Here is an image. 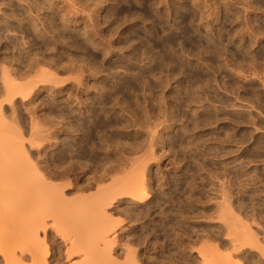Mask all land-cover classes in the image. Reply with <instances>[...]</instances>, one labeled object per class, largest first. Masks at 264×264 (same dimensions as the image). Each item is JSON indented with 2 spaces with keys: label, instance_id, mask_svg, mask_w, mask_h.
<instances>
[{
  "label": "rangeland",
  "instance_id": "rangeland-1",
  "mask_svg": "<svg viewBox=\"0 0 264 264\" xmlns=\"http://www.w3.org/2000/svg\"><path fill=\"white\" fill-rule=\"evenodd\" d=\"M207 1H209V2L207 3ZM246 1L248 2L247 3L248 6L246 4ZM18 2H19V4H18ZM174 3L177 5V7ZM191 3H193L194 5ZM239 3H240V5H239ZM71 4H73V5H71ZM233 4H234V6H233ZM195 5H197V6H195ZM50 6H51V8H50ZM189 6H191V7H189ZM76 7H78V8H76ZM23 11H25V12H23ZM175 11L177 12V14ZM235 11H237V12L235 13ZM19 12H21V13H19ZM85 12H87L88 14ZM137 12H139L138 13L139 15L137 14ZM146 12L148 13V15ZM153 12H155V14ZM131 13H133L134 16L131 15ZM158 13H160V14H158ZM153 14H154V16H151ZM90 15H91V17H90ZM136 15H138V16H136ZM200 15H201L202 19L200 18ZM202 15H203V17H202ZM123 16H125V17H123ZM129 16H131V17H129ZM140 16H142V17H140ZM166 16L168 17V19ZM146 17H147V19H146ZM148 17H150V18L152 17V18L150 19ZM155 17H156V19H155ZM176 17L179 19H177ZM215 17H217V18H215ZM24 18H26L25 19L26 22H25ZM31 18H32V20H31ZM48 18H49V20H48ZM131 18L133 21L131 20ZM140 18H142V20ZM144 18H145V20H144ZM174 18H175V20H174ZM182 19H184V21ZM191 19L193 22L191 21ZM226 19H228V21ZM21 20H23V21H21ZM150 20H152V21H150ZM159 20H161V21H159ZM199 20H200V22H199ZM166 21H167V24H166ZM177 23H178V25H177ZM186 23L188 26L186 25ZM250 23L251 24L253 23V24L251 25ZM34 24H36V25H34ZM244 24L246 26H244ZM43 25H45V27ZM176 25H177V27H176ZM197 25H198V28H197ZM82 26L84 29L82 28ZM207 26H208V28H207ZM243 26L245 28H243ZM263 27H264V0H258V1L257 0H253V1L252 0L251 1L250 0H243V1L242 0H223V1L222 0H216V1L215 0H195V1L194 0H189V1L188 0H169V1L168 0H165V1H163V0H154V1L153 0H144V2H143V0H141V1H139V0H13V1L12 0H0V67L3 66V68H0L1 69V72H0V74H1L0 75V96L2 97L3 95H5L7 93L6 94V98H7L8 93H10V96H11V94L15 95L17 93L14 91H12L13 92L12 93L10 89H8V90H10L9 92L6 91L7 88L5 85H6V81L8 79L6 81H3V77H2L5 74H6L7 78H9V76L11 77V78H9V80L11 82L13 81L14 85L17 83L16 84L17 87L15 86L16 88H14L15 91L18 88L19 89L22 88L23 85L27 86L29 88L33 87V88H31V90L28 89V90H30L29 93L26 94L27 91L25 93L23 92L24 95L26 94L25 96L21 95L19 92V94L17 96H15L14 99L11 98V102H12L11 104H10V102H8L9 100H7V99H6L7 102H3L5 96H4V98L0 97V99H1L0 108L2 107L0 109V114H2V116L0 115V118H2L3 116L4 117L6 116L5 118L9 117V116L5 115V113L8 112V115H10V118H7V120L6 119H2V120L7 122L9 119L7 124H10L9 122L12 121L11 123H13L15 126L19 125L18 127H20V128L18 130L19 131L21 130L22 133L24 132L23 133V134H25V135H23L24 137H27V136L30 137V132H29L30 127L29 126H33V124L30 123L31 121H34L35 127L36 126L39 127V126H41V124H43V126L39 127V129L40 128L44 129L45 128L44 126L47 127L44 130L41 129L43 132L45 130L47 132V133L44 132L45 136H47V139H44L43 143H42L44 145L43 146V151H44L43 153L44 154L46 153V154H45V156L43 155L42 158L47 159V157L50 155L49 158L47 159V163L49 164L50 169L53 170V172L50 176V180L53 178L52 179L53 183L54 184L56 183L59 186H60V184L62 185V184H65L67 182L68 186L65 187L62 185L61 187L65 188L64 189V195H66L68 198L77 199L76 196H78V195L82 196V195H84V193H85L84 196H87L86 193L89 194V196H95L96 193L98 194V192L100 193V191H104V187L106 189V188L112 186L116 181L121 180V182L122 181L126 182L127 180L130 181V180H133L135 178H136L135 180H137L142 175L144 177L146 176L145 177L146 180L143 176H142L143 178L139 179L140 181L143 180L145 182V184L149 188H151V189H149L151 197L146 202H144V204L143 203L137 204L138 202H136L132 197H130V195L128 197L127 196L128 194H126V193H125L126 196L125 195L123 196V194H121V196H119V193L117 195V193L114 192V194L117 196V198H116V196H112L115 198L114 201H113V199L109 200L110 202L113 201L111 203L108 201L109 204H111V205H109L107 203L109 205V206L106 205L107 211L105 210L106 211L105 214L102 215V216H104L103 220H102L103 222L106 221L108 218L109 219H111V218L116 219V220L114 219V221L110 220L112 222V223H110L113 227V228L111 227L112 230L110 229L111 225H109V224H107L108 225L107 228H109V230H110L109 235L111 234V237L113 236L115 239L117 238L115 240V242L113 239L110 238V240L114 242L113 243L114 245H112V243L110 241V243L112 245L110 247L113 248L112 253H114L113 254L114 257L116 256V258H119V259H117V261H119V264L124 262L125 258H126V260H127V258H129V262L126 261L128 263L125 262V264H129L131 262L130 260H133L132 264H135L134 259H132V257H134L135 255L136 256L134 258L138 259V261H139V263L137 261L136 264L137 263L138 264H203V263L206 264L207 259H209L210 257H212V258L214 257L213 260L210 258L214 263L209 259L210 263H212V264L218 263L220 261V260H218V258L222 259V261L224 259V261H223L224 263H220V264H228V263L231 264L230 262H226V261H228L226 258L222 257L223 254L221 253V251L224 252V255H227L228 253L229 254L233 253V254H230V256L232 255L231 260H234V262L238 258L239 261H237V262H240L242 264H264V254H263L264 253V205H262V204H264V195H263L264 194V125H263L264 124V120H263L264 119V72H262V71H264V66H263L264 65V58H263L264 57V36H263L264 35V28ZM185 28H186V30H185ZM182 29H184V30H182ZM163 30H164V32H163ZM260 30H261V33H260ZM52 31H54V32H52ZM156 31H158V32H156ZM183 31H185L186 33L188 31V33L187 34L185 32L183 33ZM49 32H50V34H48ZM193 32H195V33H193ZM249 32H251L253 36L251 35V33L248 34ZM167 33H169L170 35ZM206 33H207V35H206ZM210 33H211V35H210ZM240 33H241V35L239 36ZM258 33L260 34L261 37L254 36V34L257 35ZM151 34H152V36H151ZM183 34H184V36H183ZM191 34H192V36H191ZM229 34H230V36H229ZM52 35H53V37H52ZM175 35H177V36L175 37ZM155 36H157V38ZM179 36H182V37L180 38ZM221 36H222V39H221ZM226 36H227V38H226ZM87 39H88V41H87ZM186 39L189 41H187ZM190 39H192V40H190ZM199 39H200V41H199ZM210 39H211V41H210ZM214 39H215V41H214ZM145 40H148V41H145ZM54 41H56V42H54ZM149 41H151V44ZM191 41H193V42H191ZM201 41H203L204 43ZM187 42H189V43H187ZM200 42L202 43V45H200ZM180 43H182V44H180ZM213 43H214V45H213ZM167 44H169V45H167ZM172 44H175V45H172ZM210 45H211V47H210ZM154 46H155V48H154ZM199 46H200V48H199ZM223 46H224V48H223ZM160 47L162 50L160 49ZM201 47L204 49L200 50ZM151 48L155 49V50H152ZM158 48H159V50H158ZM221 48H223V50ZM170 49H171V51H170ZM224 49H227L228 51L227 50L225 51ZM232 49H233V51H232ZM220 50H221V52H220ZM180 51H181V53H180ZM164 52H165V54H164ZM213 53L215 55H213ZM163 54L166 56H164ZM224 54L225 55L227 54V55L225 56ZM231 54H233L234 58H233V56H231ZM244 54H246L245 57L243 56ZM247 54H248V56H247ZM219 57L220 58L222 57V58L220 59ZM142 58L144 60H142ZM149 58H150V60H148ZM216 58H217V60H216ZM229 58H231V59H229ZM251 58H252V60H251ZM40 59H42L43 61ZM47 59L49 60V62ZM261 59H263V60L261 61ZM28 60H29V62H28ZM169 60H171L172 63ZM173 60H175V61H173ZM50 61H51V63H50ZM166 62H167V64H165ZM41 63H42L43 67H44V65H47V66H45V68L43 69V67L41 68ZM65 63H67L69 65L67 66V64H65ZM70 63H73V64L70 66ZM78 63H79V65H78ZM159 63H160V65H159ZM235 63H237V64H235ZM60 64H61V66H60ZM82 64H84L83 65L84 67L82 66ZM249 64H252V66ZM15 65H16V68H15ZM20 65H21V68L19 67ZM55 66H57L60 69H58ZM100 66H101V68H100ZM194 66H197V67H194ZM244 66H246V67L244 68ZM180 67H181V69H180ZM235 67H237L238 71L235 70L236 69ZM51 68H52V70H51ZM71 68L73 69V71H75L76 70L75 68H77V70H79V71H75L73 73ZM142 68H144L146 71ZM2 69H4V71ZM45 69L46 70L49 69L48 71L51 70L50 73H51V79L52 80H50V78L48 79V75H50V74H48L49 72L46 73L47 71L45 72L44 71ZM231 69H233V70H231ZM259 69H260V71H259ZM213 70H215V71H213ZM216 70H217V72H216ZM242 70H243V72H242ZM2 71L4 73H2ZM239 71H241V73ZM247 71H249V72H247ZM23 72L24 73L28 72V74L25 73V75H24ZM40 72L48 74V75L45 74L46 75L45 79L49 80L48 82L45 79L42 80L43 78L41 76H38L39 74H41ZM56 73H57V75H59L61 77L64 76L63 77L64 82L62 81L61 77H60L61 79L60 78L58 79V76L56 78L55 77L56 75L54 76L55 78L54 77L52 78V74L54 75ZM77 73H79V75H81V76H79ZM235 73H237V74H235ZM244 73H246V75ZM7 74H9V75L7 76ZM20 75L24 79H22L20 77ZM33 75H36L38 77V79L35 76H34V78H36L37 80L36 79L34 80L33 78H28V77H33ZM43 75L44 74H42V76ZM115 75L116 76L118 75V76L116 77ZM241 75H243L245 77L242 76L243 77L242 78ZM25 76H28V77L26 78ZM155 76H157V77H155ZM261 76H263V77L261 78ZM6 77L4 79H6ZM39 77L42 79H40ZM115 77H116V79H115ZM214 77H216V78H214ZM238 77H239V80H238ZM240 78H242V79H240ZM244 78H246V79L244 80ZM12 79H14L16 81V83ZM25 79H26V84L22 82V81H25ZM31 79L33 82L30 84ZM56 79H58V81ZM75 79H77L78 82H76ZM186 79H188V80H186ZM38 80H40V81H38ZM115 80H116V82H115ZM43 81H46V82H44V84L39 83V82H43ZM79 81H80V83H79ZM162 81H163V83H162ZM199 81H201V82H199ZM208 81H209V83H208ZM49 82H51V83H49ZM54 82L57 84H53ZM141 82L142 83L144 82V83L142 84ZM225 82H227V83H225ZM18 83L21 84L22 87L21 86L19 87ZM60 83L62 85H58ZM113 83H115V84H113ZM196 83H198V84L196 85ZM201 83H202V86H200ZM205 83H207V84H205ZM208 84H210V85H208ZM223 85H226L227 87L226 86L224 87ZM56 86H57V88H56ZM147 86H149V87L147 88ZM195 86H198L197 87L198 89H196ZM69 87H71V88H69ZM115 87H117V88H115ZM140 87H141V89H140ZM193 87H194V89H193ZM24 88H26V87H24ZM24 88L20 89V90L23 91ZM77 88L78 89L80 88V89L78 90ZM110 88H112V89H110ZM185 88H186V90H185ZM209 88H210V91L208 90ZM252 88H254V89H252ZM149 89H150V91H149ZM234 89H236V90H234ZM244 89H246V90H244ZM250 89H252V91ZM183 90H185V91H183ZM217 90H219V91H217ZM231 90H233V91H231ZM63 91H65V92H63ZM189 91H191V92H189ZM110 92L112 94L113 93L114 94L111 95ZM141 92H142V94H140ZM147 92H148V95H147ZM192 92H193V94H192ZM207 92H208V94H207ZM1 93H3V95ZM74 93H75V95H74ZM71 94H73V95H71ZM199 94L202 96H200ZM208 95H209V97H208ZM258 95H259V97H258ZM22 96H23L24 100L22 99ZM112 96L115 97L114 98L115 100L112 99ZM225 96H226V98H225ZM253 96H255V97H253ZM132 97H135V98L133 99ZM163 97H165V98H163ZM195 97H196V99H195ZM183 98H185V99L183 100ZM198 98L201 100H199ZM218 98H219V100H218ZM241 98L243 99V101ZM123 99H124V101H123ZM150 99L152 101H150ZM157 99H158V101H157ZM135 102H136V105H135ZM159 102H160V104H159ZM161 102L164 104H162ZM221 102H223L224 104ZM1 103H3V104H1ZM53 103H55V104H53ZM185 103H186V105H185ZM228 103L233 104L234 106L230 105ZM247 103H249L250 106ZM193 104H194V106H193ZM11 105L13 106V108ZM134 105L136 107H134ZM222 105H224V106H222ZM235 105H237L236 108H234ZM260 105H261V107H260ZM227 106H228V108H227ZM245 106H247L248 108ZM164 107H165V109H164ZM193 108H195V109H193ZM14 109H15V111H11ZM129 110L131 111V113ZM78 111H80V112H78ZM168 111H169V113H168ZM68 112H70V113H68ZM192 112H195V113H192ZM9 113H11L12 116ZM252 113H254V114H252ZM69 114L71 116H69ZM144 114H145V116H144ZM192 114L193 115L195 114L194 117ZM119 115L121 116V118ZM252 115H253V117H251ZM15 117H16V119H14ZM17 117L18 118L20 117L19 118L20 120ZM31 118H32V120H30ZM70 120H72V122ZM139 120H142V121H139ZM168 120H170V121H168ZM194 120H196L197 122ZM35 121H36V123L38 121L39 122L37 124H35ZM125 121H126V123H124ZM145 121H147L148 123ZM167 121H168V123H167ZM175 121H176V123H175ZM149 122L151 125L149 124ZM52 123H54L55 126ZM88 123H90V124H88ZM127 123L129 124V126ZM253 123H255V124H253ZM258 123H260V124H258ZM13 124H11V125H13ZM131 124H132V126H131ZM139 124H141L142 126ZM144 124H145V127H144ZM188 124H190L191 127ZM68 127H70V128H68ZM153 128H154V130H153ZM160 128H162V129H160ZM12 129H14V128H12ZM146 131H148V132H146ZM18 133L15 132V134H18ZM48 133H49V135H47ZM113 133L115 134V137H114ZM155 133H156V136H155ZM170 133H171V135H170ZM20 135H22V134H20ZM179 135H181V136H179ZM54 136H55V138H54ZM158 136H160V137H158ZM19 137H16V138H19ZM28 137H27L26 141L24 140L27 148H29L31 146L30 144H28L30 142H27L30 140V138L28 140ZM155 138L160 139V140L157 141ZM184 138H187V139H184ZM81 139H82V141H81ZM106 139H109V141ZM45 140H46V142H45ZM192 140H193L194 144H192ZM180 141H181V143H179ZM188 141H189V143H188ZM146 142H148V143H146ZM97 143H99V144H97ZM120 143H121V146H120ZM129 143H130V145H129ZM131 144H133V145H131ZM111 145H112V147H111ZM145 145H146V147H145ZM153 145H155V146H153ZM170 145H171V147H170ZM47 147H48V149H47ZM74 147H76V148H74ZM124 147H125V149H124ZM149 147L152 148L151 151H150ZM185 147H186V149H185ZM130 148H131V150H130ZM188 149H189V151H187ZM135 150H136V152H135ZM191 150H192V152H191ZM29 151L32 153L30 154ZM29 151H28L29 155L32 156V158H34V157L36 158V156L38 155L37 150L31 151V149H30ZM180 151H181V153H180ZM193 151H195V152H193ZM72 152H74V153H72ZM138 152H140V153L138 154ZM142 152L145 155H143ZM153 152H155V153H153ZM128 155H130V156H128ZM38 156H40V154ZM138 156H139V158H138ZM151 156H152V159H151ZM122 157H125L127 159H125V158L123 159ZM129 157H130L132 162L129 161L130 160ZM144 157H146V158H144ZM147 158H149V159H147ZM139 159H140V161L143 159L145 161L143 160L140 162ZM134 160L135 161L137 160L140 162V163L139 162L137 163L139 166H137L136 163H135L136 165L134 164L135 166L133 165V163L135 162ZM146 160H149V161H146ZM62 161H63L62 165L59 166L61 164L60 162H62ZM65 161H67V162H65ZM127 161H128V163H127ZM87 162H88V164H87ZM101 162L103 164H101ZM147 162H149V163H147ZM47 163H44V165L45 166L48 165ZM110 163H111V167L109 166ZM143 163H144V165H142ZM127 164H130V165L127 167ZM103 165H105V166H103ZM120 165H121V171L119 169V172H118L117 168H120ZM62 166H64V167H62ZM80 166H82V167L84 166V168H82ZM106 166H107V168H106ZM115 166L117 168H115ZM133 166H134L133 170L132 169L130 170V168ZM104 167H105V169H107V171H110V173L109 172L107 174L104 173L103 172V171H105ZM108 167H109V169H108ZM125 167H127L129 169L127 170ZM187 167H189V168L187 169ZM61 168H62V170L65 169V171L64 170L62 171ZM68 168H69V170H67ZM94 168H96V170ZM101 169H102V171H101ZM94 170H95V173H94ZM112 170H115V171L117 170V174H119V176L120 175L123 176V174L125 175L127 173H129L131 175L127 174L126 176L122 177L123 179L122 178L120 179L117 174L115 175V173H116L115 171H114L115 172L114 174L111 173ZM194 170H195V172H194ZM54 172L55 173L58 172L57 174H59L61 177L64 175L62 177V180H61V177L60 178L58 177L59 175H54L55 174ZM62 172H63V174H61ZM65 172H66V175L64 174ZM101 172L103 174H101ZM136 172L141 173V174L143 173V174L141 176H138V178H137V176L136 177L132 176V175H135L133 173H136ZM96 173L97 174L99 173L100 175H102L100 177H103L104 181L102 180V182H101L100 180H96L97 177H98L97 179H100L99 176H96ZM111 174L113 177L111 176ZM52 175H54V176L52 177ZM128 175H129L130 179L129 178L127 179ZM137 175H139V174H137ZM131 176H132V178H131ZM222 176H224V177H222ZM252 176H254V177H252ZM94 177H95V179H94ZM108 177H109V180H108ZM124 177H126L127 180H124L125 179ZM63 178L65 180V183H64ZM110 178H111V180L113 178H115L116 181L114 183L112 182V184H111ZM118 178H119V180H117ZM234 178H236V179H234ZM92 179H94V180H92ZM244 179H245V181H244ZM139 180H137V181H139ZM191 180H192V182L194 180V182L192 183ZM95 181H97L98 183ZM113 181H114V179H113ZM220 181H222V183ZM90 182H91L92 186L89 185ZM225 182L226 183L228 182V183L226 184ZM83 183H84V185H83ZM87 183H88V185H86ZM96 183H97V186H96ZM176 183H178V184H176ZM67 184H65V185H67ZM78 184H81L83 186L86 185L88 187H86L83 190L82 189L81 190L76 189ZM108 184H109V186L106 187V185H108ZM165 184H168V185H165ZM172 184L175 186H173ZM122 185H123L122 188H126V187H124L125 184H122ZM222 185L224 187H222ZM95 187H96V189H95ZM88 188H89V190H87ZM76 190L79 193H76ZM78 190H80V191H78ZM84 190H86V191H84ZM90 190L93 192H91ZM120 190H121V188H120ZM151 190H152V192H151ZM257 190H258V192H257ZM81 191H83L84 193H82ZM73 192L75 193V195H73L74 194ZM117 192H120V191H117ZM259 192H261L262 196L260 195ZM92 193H94V194L92 195ZM253 193L255 194V196L257 198L254 196ZM80 194H82V195H80ZM68 195H70V197ZM219 195H220V199H219ZM71 196H73V197H71ZM118 196L120 197L119 199H118ZM211 197L212 198L214 197V198L212 199ZM221 197H223L222 198L223 201L221 200ZM130 198H132L133 201ZM178 199H181L183 201L178 200ZM214 200H216V201L219 200V201H217L218 204ZM243 201L245 203H242ZM172 202H173V204H172ZM181 203H183V204L181 205ZM251 203H252V206L250 207ZM222 204H224V205H222ZM226 204H227V206H226ZM243 204H245V205L247 204V205L244 206ZM256 204L258 207L255 206ZM107 207H109V208L107 209ZM225 207H227V208H225ZM246 207H247V209H246ZM252 207H253V209H252L253 211L250 209ZM228 208H230V209H228ZM222 209H223V212H221ZM128 210L130 213L128 212ZM107 212L112 214V216L110 214H109L110 216H108ZM213 212H215L217 214V216ZM220 212H221L222 216H219ZM227 212H230V213H227ZM231 213H234V214H232V217H230ZM252 213H253V215H252ZM139 214H141V215H139ZM260 214H261V217L259 218ZM113 215L117 216V218L114 217ZM134 215H135V217H134ZM105 216L106 217L108 216V217L105 219ZM210 216L212 217V219L210 218ZM220 217H222L224 219V221L222 220L223 223L219 222L218 219H220ZM237 217H239V218H237ZM135 218H137V219H135ZM228 218H230V219H228ZM242 218H244V219H242ZM261 218H263V219H261ZM109 219L106 221V223H108ZM166 219H168V220H166ZM238 219H242L241 222H243V220H245L244 223H246L248 221L247 223L249 225H247V229H249L248 226H250L251 229L252 228L254 229V231L252 229L253 235H251L250 238L252 236L255 237L256 233L259 234L256 238H257V240H259V242L261 241L259 243L260 246H259V244H257V246L255 244H253L254 243L253 241H252L253 243L250 242L251 239L249 240V242H247L249 239V235H250V233L248 234V232H250L251 230L248 231L246 228H244V226H243L244 223L242 225ZM120 221H122V222H120ZM231 221H232V223H231ZM236 221H237V224H236ZM226 222L228 223V225ZM238 223H240L239 224L240 226L238 225ZM257 223L259 225H257ZM233 224L236 226H234ZM116 225H118V226H116ZM115 226H116V228H115ZM221 226L224 228H222ZM229 226H230V230H229ZM232 226H233V230L237 229V228H239V229L243 228L242 230H244L245 235H243L244 233L242 230L237 229V231L238 230L240 231V232H237L235 230V232L238 233V235H237L238 238H237L235 236L236 234L233 233L234 231L231 230ZM60 229H61L63 234H66L67 232L70 231V228H68L67 231L63 230V229H65V227H63V226ZM228 230H229V232H228ZM245 230H247V232ZM114 231H115L116 235L114 234ZM162 231H163V233H162ZM225 231H227V232H225ZM153 232H155V233H153ZM230 232L232 234H235L234 235L235 240H234V238L230 239L232 236V234ZM62 233L60 232L59 234H62ZM240 233L242 235H239ZM254 233H255V235H254ZM55 234H57V235H55ZM112 234H114V235H112ZM176 234L178 235V237ZM228 235H231V236H228ZM247 236H248V238H247ZM51 237H53V238H51ZM242 237H244V238H242ZM59 238L61 239V237H58L57 232H51L50 236L46 238V240L48 239V241H46V242H48L47 247L48 248L50 247L49 248L50 253L56 254V250L59 249L58 247L63 245L64 241L61 239L62 241L60 240V243H59ZM240 238H241V240H240ZM256 238L254 239V241H257ZM236 239H238V240H236ZM232 240H233V242H232ZM158 241H160V242H158ZM210 241H213V242H210ZM235 241H237V243L239 241V244L241 241L240 245L244 244L242 246H240L239 244H238L239 246L236 245V247H238L237 252H236V250L234 251V249L232 248V245L235 246V244H237ZM243 241H245V242L243 243ZM49 242H51L52 245H50L51 243H49ZM203 243H204V245H203ZM248 243L249 244L252 243L253 245L251 244L249 247ZM60 244H62V245H60ZM213 244H214V246H213ZM215 244L216 245L218 244V245L216 246ZM63 246H62L63 248L60 247L61 249L58 250V251L61 250L62 253L57 251V254H60V255L56 254V258H57V256H59L57 259L62 258V260H63L62 262H64V264H73V263L76 264V262H78V261L80 262L81 259L76 261V258L78 259L79 256H75L72 259L66 261L67 259H65L66 256H65V251H64L65 250V244ZM209 246H211L210 249H213V251L209 249ZM223 246H225V247H223ZM230 246L232 249L229 248ZM251 246H253L254 248ZM176 247H178V248H176ZM55 248H56V250H55ZM203 248L204 249L206 248L207 251L210 250V254H209V251L206 252V250H203ZM51 249H53V250H51ZM122 249L124 250V252ZM214 249H216L217 251H215ZM220 249H221V251H220ZM240 249H242V250H240ZM261 249H263V250H261ZM214 251L216 253H218L220 255V257H217L215 259L216 254ZM117 252H119V253H117ZM125 252L128 253V254L126 253L127 256L130 255L131 257L130 256L129 257H123ZM137 252H138V254H137ZM201 252H202V255H201ZM225 253H227V254H225ZM205 254H207L205 257H207L208 255H210V257L207 259L204 258L203 256ZM214 254H215V256H214ZM179 255H180V257H179ZM201 256L204 259H206V261L201 263V261L204 260ZM121 257H122V260L124 259L123 261L120 260ZM148 257H149V259H148ZM195 257H196V259H195ZM201 259H203V260H201ZM225 259H226V261H225ZM216 260H218V262H216ZM122 264H124V263H122ZM207 264H209V263H207Z\"/></svg>",
  "mask_w": 264,
  "mask_h": 264
},
{
  "label": "bare ground",
  "instance_id": "bare-ground-1",
  "mask_svg": "<svg viewBox=\"0 0 264 264\" xmlns=\"http://www.w3.org/2000/svg\"><path fill=\"white\" fill-rule=\"evenodd\" d=\"M13 1V0H12ZM139 1H141V0H139ZM154 1V0H153ZM163 1H165V0H163ZM169 1V0H168ZM189 1V0H188ZM195 1V0H194ZM216 1V0H215ZM223 1V0H222ZM243 1V0H242ZM251 1V0H250ZM253 1V0H252ZM258 1V0H257ZM21 2V1H20ZM66 2V1H65ZM73 2V1H72ZM143 2H144V0H143ZM158 2V1H157ZM200 2V1H199ZM209 1H207V3H208ZM241 2V1H240ZM245 2V1H244ZM262 2V1H261ZM12 3V2H11ZM130 3V2H129ZM152 3V2H151ZM150 3V4H151ZM184 3V2H183ZM189 3V2H188ZM248 2L246 1V4H247ZM18 4H19V2H18ZM22 4V3H21ZM44 4V3H43ZM79 4V3H78ZM149 4V3H148ZM164 4V3H163ZM175 4V3H174ZM190 4V3H189ZM191 4H193V3H191ZM214 4V3H213ZM11 5V4H10ZM61 5V4H60ZM71 5H73V4H71ZM76 5V4H75ZM130 5V4H129ZM128 5V6H129ZM132 5V4H131ZM156 5V4H155ZM154 5V6H155ZM176 5V4H175ZM194 5V4H193ZM209 5V4H208ZM239 5H240V3H239ZM44 6V5H43ZM48 6V5H47ZM77 6V5H76ZM153 6V5H152ZM195 6H197V5H195ZM207 6V5H206ZM233 6H234V4H233ZM247 6H248V4H247ZM75 7V6H74ZM156 7V6H155ZM173 7V6H172ZM176 7H177V5H176ZM189 7H191V6H189ZM188 7V8H189ZM199 7V6H198ZM208 7V6H207ZM217 7V6H216ZM239 7V6H238ZM261 7V6H260ZM16 8V7H15ZM22 8V7H21ZM50 8H51V6H50ZM73 8V7H72ZM76 8H78V7H76ZM180 8V7H179ZM182 8V7H181ZM212 8V7H211ZM214 8V7H213ZM244 8V7H243ZM246 8V7H245ZM155 9V8H154ZM158 9V8H157ZM165 9V8H164ZM192 9V8H191ZM249 9V8H248ZM251 9V8H250ZM142 10V9H141ZM153 10V9H152ZM189 10V9H188ZM203 10V9H202ZM240 10V9H239ZM262 10V9H261ZM29 11V10H28ZM139 11V10H138ZM154 11V10H153ZM172 11V10H171ZM181 11V10H180ZM196 11V10H195ZM208 11V10H207ZM227 11V10H226ZM242 11V10H241ZM240 11V12H241ZM23 12H25V11H23ZM51 12V11H50ZM130 12V11H129ZM132 12V11H131ZM156 12V11H155ZM155 12H153L154 14H155ZM161 12V11H160ZM163 12V11H162ZM176 12V11H175ZM211 12V11H210ZM219 12V11H218ZM230 12V11H229ZM237 11H235V13H236ZM3 13V12H2ZM19 13H21V12H19ZM83 13V12H82ZM85 13H87V12H85ZM139 12H137V14H138ZM143 13V12H142ZM147 13V12H146ZM152 13V12H151ZM166 13V12H165ZM168 13V12H167ZM173 13V12H172ZM215 13V12H214ZM244 13V12H243ZM25 14V13H24ZM88 14V13H87ZM154 14L153 15H151V16H154ZM158 14H160V13H158ZM169 14V13H168ZM176 14H177V12H176ZM183 14V13H182ZM189 14V13H188ZM218 14V13H217ZM241 14V13H240ZM248 14V13H247ZM131 15H133V13H131ZM139 15V14H138ZM138 15H136V16H138ZM142 15V14H141ZM145 15V14H144ZM147 15H148V13H147ZM146 15V16H147ZM163 15V14H162ZM193 15V14H192ZM211 15V14H210ZM228 15V14H227ZM232 15V14H231ZM33 16V15H32ZM89 16V15H88ZM134 16V15H133ZM195 16V15H194ZM193 16V17H194ZM198 16V15H197ZM224 16V15H223ZM222 16V17H223ZM237 16V15H236ZM247 16V15H246ZM19 17V16H18ZM74 17V16H73ZM90 17H91V15H90ZM123 17H125V16H123ZM128 17V16H127ZM129 17H131V16H129ZM140 17H142V16H140ZM167 17V16H166ZM165 17V18H166ZM178 17V16H177ZM176 17V18H177ZM196 17V16H195ZM202 17H203V15H202ZM228 17V16H227ZM233 17V16H232ZM243 17V16H242ZM250 17V16H249ZM88 18V17H87ZM137 18V17H136ZM148 18H150V17H148ZM152 18V17H151ZM150 18V19H151ZM199 18V17H198ZM200 18H201V15H200ZM215 18H217V17H215ZM234 18V17H233ZM26 18H24V20H25ZM130 19V18H129ZM141 20H142V18H140ZM146 19H147V17H146ZM154 19V18H153ZM152 19V20H153ZM155 19H156V17H155ZM161 19V18H160ZM167 19H168V17H167ZM177 19H179V18H177ZM176 19V20H177ZM187 19V18H186ZM202 19V18H201ZM231 19V18H230ZM242 19V18H241ZM31 20H32V18H31ZM47 20V19H46ZM48 20H49V18H48ZM87 20V19H86ZM90 20V19H89ZM92 20V19H91ZM124 20V19H123ZM131 20H132V18H131ZM144 20H145V18H144ZM152 20H150V21H152ZM174 20H175V18H174ZM183 21H184V19H182ZM198 20V19H197ZM210 20V19H209ZM227 21H228V19H226ZM238 20V19H237ZM250 20V19H249ZM21 21H23V20H21ZM20 21V22H21ZM51 21V20H50ZM88 21V20H87ZM121 21V20H120ZM125 21V20H124ZM133 21V20H132ZM131 21V22H132ZM135 21V20H134ZM159 21H161V20H159ZM168 21V20H167ZM167 21H166V24H167ZM191 21H192V19H191ZM204 21V20H203ZM223 21V20H222ZM235 21V20H234ZM245 21V20H244ZM243 21V22H244ZM25 22H26V20H25ZM31 22V21H30ZM47 22V21H46ZM77 22V21H76ZM122 22V21H121ZM148 22V21H147ZM193 22V21H192ZM197 22V21H196ZM199 22H200V20H199ZM236 22V21H235ZM234 22V23H235ZM256 22V21H255ZM34 23V22H33ZM52 23V22H51ZM84 23V22H83ZM93 23V22H92ZM128 23V22H127ZM157 23V22H156ZM165 23V22H164ZM173 23V22H172ZM180 23V22H179ZM191 23V22H190ZM195 23V22H194ZM198 23V22H197ZM233 23V22H232ZM246 23V22H245ZM254 23V22H253ZM252 23V24H253ZM257 23V22H256ZM255 23V24H256ZM85 24V23H84ZM97 24V23H96ZM119 24V23H118ZM125 24V23H124ZM155 24V23H154ZM162 24V23H161ZM189 24V23H188ZM196 24V23H195ZM202 24V23H201ZM225 24V23H224ZM237 24V23H236ZM251 24V23H250ZM251 24V25H252ZM263 24V23H262ZM34 25H36V24H34ZM177 25H178V23H177ZM177 25H176V27H177ZM186 25H187V23H186ZM227 25V24H226ZM44 27H45V25H43ZM49 26V25H48ZM148 26V25H147ZM188 26V25H187ZM196 26V25H195ZM240 26V25H239ZM244 26H246L245 24H244ZM243 26V28H245ZM27 27V26H26ZM35 27V26H34ZM53 27V26H52ZM86 27V26H85ZM156 27V26H155ZM173 27V26H172ZM180 27V26H179ZM222 27V26H221ZM230 27V26H229ZM228 27V28H229ZM250 27V26H249ZM29 28V27H28ZM31 28V27H30ZM39 28V27H38ZM41 28V27H40ZM82 28H83V26H82ZM151 28V27H150ZM197 28H198V25H197ZM207 28H208V26H207ZM238 28V27H237ZM256 28V27H255ZM259 28V27H258ZM264 28V27H263ZM36 29V28H35ZM46 29V28H45ZM84 29V28H83ZM191 29V28H190ZM211 29V28H210ZM222 29V28H221ZM234 29V28H233ZM236 29V28H235ZM261 29V28H260ZM37 30V29H36ZM44 30V29H43ZM97 30V29H96ZM151 30V29H150ZM157 30V29H156ZM171 30V29H170ZM182 30H184V29H182ZM185 30H186V28H185ZM195 30V29H194ZM201 30V29H200ZM229 30V29H228ZM239 30V29H238ZM257 30V29H256ZM47 31V30H46ZM83 31V30H82ZM85 31V30H84ZM94 31V30H93ZM99 31V30H98ZM152 31V30H151ZM169 31V30H168ZM167 31V32H168ZM177 31V30H176ZM193 31V30H192ZM198 31V30H197ZM230 31V30H229ZM243 31V30H242ZM247 31V30H246ZM245 31V32H246ZM254 31V30H253ZM37 32V31H36ZM39 32V31H38ZM52 32H54V31H52ZM90 32V31H89ZM156 32H158V31H156ZM163 32H164V30H163ZM170 32V31H169ZM175 32V31H174ZM178 32V31H177ZM185 31H183V33H184ZM199 32V31H198ZM197 32V33H198ZM208 32V31H207ZM41 33V32H40ZM86 33V32H85ZM84 33V34H85ZM101 33V32H100ZM151 33V32H150ZM181 33V32H180ZM186 33V32H185ZM187 33H188V31H187ZM186 33V34H187ZM190 33V32H189ZM193 33H195V32H193ZM230 33V32H229ZM251 32H249L248 34H250ZM260 33H261V30H260ZM263 33V32H262ZM48 34H50V32L48 33ZM91 34V33H90ZM155 34V33H154ZM164 34V33H163ZM167 34H169V33H167ZM166 34V35H167ZM172 34V33H171ZM176 34V33H175ZM178 34V33H177ZM243 34V33H242ZM247 34V33H246ZM259 34V33H258ZM256 35V34H254V36H258V37H261L260 36V34L259 35ZM87 35V34H86ZM100 35V34H99ZM149 35V34H148ZM158 35V34H157ZM162 35V34H161ZM160 35V36H161ZM170 35V34H169ZM206 35H207V33H206ZM210 35H211V33H210ZM234 35V34H233ZM241 35V33L239 34V36ZM251 35H252V33H251ZM59 36V35H58ZM98 36V35H97ZM151 36H152V34H151ZM177 35H175V37H176ZM183 36H184V34H183ZM191 36H192V34H191ZM220 36V35H219ZM229 36H230V34H229ZM249 36V35H248ZM253 36V35H252ZM264 36V35H263ZM52 37H53V35H52ZM149 37V36H148ZM156 38H157V36H155ZM162 37V36H161ZM172 37V36H171ZM180 38L182 37V36H179ZM196 37V36H195ZM218 37V36H217ZM234 37V36H233ZM91 38V37H90ZM104 38V37H103ZM191 38V37H190ZM197 38V37H196ZM199 38V37H198ZM205 38V37H204ZM211 38V37H210ZM226 38H227V36H226ZM86 39V38H85ZM146 39V38H145ZM177 39V38H176ZM183 39V38H182ZM202 39V38H201ZM219 39V38H218ZM221 39H222V36H221ZM225 39V38H224ZM241 39V38H240ZM256 39V38H255ZM102 40V39H101ZM168 40V39H167ZM173 40V39H172ZM187 40V39H186ZM190 40H192V39H190ZM208 40V39H207ZM220 40V39H219ZM229 40V39H228ZM227 40V41H228ZM231 40V39H230ZM259 40V39H258ZM87 41H88V39H87ZM98 41V40H97ZM143 41V40H142ZM145 41H148V40H145ZM152 41V40H151ZM151 41H149L150 42V44H151ZM166 41V40H165ZM177 41V40H176ZM180 41V40H179ZM185 41V40H184ZM187 41H189V40H187ZM199 41H200V39H199ZM210 41H211V39H210ZM214 41H215V39H214ZM217 41V40H216ZM221 41V40H220ZM54 42H56V41H54ZM95 42V41H94ZM101 42V41H100ZM99 42V43H100ZM104 42V41H103ZM183 42V41H182ZM191 42H193V41H191ZM201 42H203V41H201ZM200 42V45H202V43ZM208 42V41H207ZM229 42V41H228ZM231 42V41H230ZM241 42V41H240ZM50 43V42H49ZM89 43V42H88ZM96 43V42H95ZM134 43V42H133ZM187 43H189V42H187ZM204 43V42H203ZM234 43V42H233ZM236 43V42H235ZM255 43V42H254ZM263 43V42H262ZM141 44V43H140ZM171 44V43H170ZM180 44H182V43H180ZM199 44V43H198ZM207 44V43H206ZM210 44V43H209ZM221 44V43H220ZM219 44V45H220ZM53 45V44H52ZM106 45V44H105ZM167 45H169V44H167ZM172 45H175V44H172ZM184 45V44H183ZM182 45V46H183ZM197 45V44H196ZM195 45V46H196ZM213 45H214V43H213ZM216 45V44H215ZM222 45V44H221ZM99 46V45H98ZM141 46V45H140ZM150 46V45H149ZM177 46V45H176ZM175 46V47H176ZM188 46V45H187ZM198 46V45H197ZM225 46V45H224ZM224 46H223V48H224ZM239 46V45H238ZM252 46V45H251ZM169 47V46H168ZM210 47H211V45H210ZM144 48V47H143ZM153 48V47H152ZM151 48V49H152ZM154 48H155V46H154ZM163 48V47H162ZM195 48V47H194ZM199 48H200V46H199ZM223 48H221L222 50H223ZM248 48V47H247ZM257 48V47H256ZM160 49H161V47H160ZM179 49V48H178ZM187 49V48H186ZM198 49V48H197ZM202 49H204V48H202L201 47V49L200 50H202ZM207 49V48H206ZM220 49V48H219ZM230 49V48H229ZM244 49V48H243ZM259 49V48H258ZM152 50H155V49H152ZM158 50H159V48H158ZM162 50V49H161ZM160 50V51H161ZM214 50V49H213ZM217 50V49H216ZM215 50V51H216ZM225 51L227 50V49H224ZM242 50V49H241ZM27 51V50H26ZM170 51H171V49H170ZM185 51V50H184ZM228 51V50H227ZM231 51V50H230ZM232 51H233V49H232ZM261 51V50H260ZM153 52V51H152ZM163 52V51H162ZM186 52V51H185ZM220 52H221V50H220ZM223 52V51H222ZM247 52V51H246ZM255 52V51H254ZM109 53V52H108ZM149 53V52H148ZM151 53V52H150ZM155 53V52H154ZM177 53V52H176ZM180 53H181V51H180ZM188 53V52H187ZM186 53V54H187ZM218 53V52H217ZM226 53V52H225ZM245 53V52H244ZM42 54V53H41ZM164 54H165V52H164ZM163 54V55H164ZM201 54V53H200ZM220 54V53H219ZM218 54V55H219ZM146 55V54H145ZM168 55V54H167ZM172 55V54H171ZM185 55V54H184ZM210 55V54H209ZM213 55H215L214 53H213ZM221 55V54H220ZM225 55V54H224ZM227 55V54H226ZM225 55V56H226ZM242 55V54H241ZM245 55L246 54H244L243 56L245 57ZM24 56V55H23ZM43 56V55H42ZM148 56V55H147ZM161 56V55H160ZM164 56H166V55H164ZM189 56V55H188ZM191 56V55H190ZM231 56H233V54H231ZM247 56H248V54H247ZM252 56V55H251ZM254 56V55H253ZM50 57V56H49ZM168 57V56H167ZM177 57V56H176ZM187 57V56H186ZM209 57V56H208ZM215 57V56H214ZM250 57V56H249ZM259 57V56H258ZM32 58V57H31ZM40 58V57H39ZM42 58V57H41ZM145 58V57H144ZM182 58V57H181ZM202 58V57H201ZM220 58V57H219ZM222 58V57H221ZM220 58V59H221ZM233 58H234V56H233ZM264 58V57H263ZM26 59V58H25ZM163 59V58H162ZM214 59V58H213ZM229 59H231V58H229ZM250 59V58H249ZM40 60H42V59H40ZM48 60V59H47ZM46 60V61H47ZM142 60H144L143 58H142ZM148 60H150V58L148 59ZM154 60V59H153ZM176 60V59H175ZM175 60H173V61H175ZM212 60V59H211ZM215 60V59H214ZM216 60H217V58H216ZM227 60V59H226ZM233 60V59H232ZM251 60H252V58H251ZM257 60V59H256ZM263 59H261V61H262ZM27 61V60H26ZM43 61V60H42ZM53 61V60H52ZM131 61V60H130ZM162 61V60H161ZM170 62H171V60H169ZM195 61V60H194ZM205 61V60H204ZM224 61V60H223ZM234 61V60H233ZM248 61V60H247ZM254 61V60H253ZM28 62H29V60H28ZM48 62H49V60H48ZM67 62V61H66ZM152 62V61H151ZM192 62V61H191ZM202 62V61H201ZM211 62V61H210ZM238 62V61H237ZM249 62V61H248ZM256 62V61H255ZM43 63V62H42ZM42 63H41V68L43 67L42 66ZM50 63H51V61H50ZM56 63V62H55ZM68 63V62H67ZM67 63H65V64H67ZM74 63V62H73ZM73 63H70V66L73 64ZM149 63V62H148ZM169 63V62H168ZM172 63V62H171ZM190 63V62H189ZM193 63V62H192ZM223 63V62H222ZM243 63V62H242ZM263 63V62H262ZM26 64V63H25ZM64 64V63H63ZM151 64V63H150ZM158 64V63H157ZM164 64V63H163ZM165 64H167V62L165 63ZM179 64V63H178ZM191 64V63H190ZM205 64V63H204ZM208 64V63H207ZM221 64V63H220ZM227 64V63H226ZM235 64H237V63H235ZM253 64V63H252ZM252 64H249V65H251L252 66ZM3 65V64H2ZM49 65V64H48ZM52 65V64H51ZM69 64H67V66H68ZM78 65H79V63H78ZM84 64H82V66H83ZM95 65V64H94ZM159 65H160V63H159ZM200 65V64H199ZM9 66V65H8ZM18 66V65H17ZM27 66V65H26ZM45 66H47V65H44V67H43V69L45 68ZM50 66V65H49ZM60 66H61V64H60ZM63 66V65H62ZM65 66V65H64ZM66 66V67H67ZM143 66V65H142ZM166 66V65H165ZM181 66V65H180ZM187 66V65H186ZM209 66V65H208ZM227 66V65H226ZM234 66V65H233ZM236 66V65H235ZM248 66V65H247ZM255 66V65H254ZM264 66V65H263ZM6 67V66H5ZM13 67V66H12ZM20 68H21V65L19 66ZM51 67V66H50ZM55 67H57V66H55ZM54 67V68H55ZM84 67V66H83ZM140 67V66H139ZM179 67V66H178ZM194 67H197V66H194ZM211 67V66H210ZM214 67V66H213ZM229 67V66H228ZM227 67V68H228ZM246 66H244V68H245ZM260 67V66H259ZM0 68H3V66H1ZM9 68V67H8ZM15 68H16V65H15ZM47 68V67H46ZM58 68V67H57ZM74 68V67H73ZM100 68H101V66H100ZM147 68V67H146ZM209 68V67H208ZM220 68V67H219ZM223 68V67H222ZM236 69L235 70H237L238 71V69H237V67H235ZM239 68V67H238ZM243 68V69H244ZM252 68V67H251ZM250 68V69H251ZM262 68V67H261ZM19 69V68H18ZM25 69V68H24ZM58 69H60V68H58ZM70 69V68H69ZM72 69V68H71ZM76 70L75 71H79V70H77V68H75ZM79 69V68H78ZM88 69V68H87ZM92 69V68H91ZM98 69V68H97ZM140 69V68H139ZM138 69V70H139ZM142 69H144V68H142ZM141 69V70H142ZM152 69V68H151ZM180 69H181V67H180ZM199 69V68H198ZM210 69V68H209ZM221 69V68H220ZM225 69V68H224ZM253 69V68H252ZM251 69V70H252ZM263 69V68H262ZM3 71H4V69H2ZM7 70V69H6ZM5 70V71H6ZM17 70V69H16ZM49 70V69H48ZM48 70H44L46 73H48V74H50V75H48V74H46V73H43V72H40L41 74H39L38 76H41L42 78H40V79H42V80H44L45 79V77H46V75H48V79L50 78V80H52L51 79V73H50V71L52 70V68H51V70L50 71H48ZM56 70V69H55ZM145 70V69H144ZM148 70V69H147ZM188 70V69H187ZM190 70V69H189ZM231 70H233V69H231ZM248 70V69H247ZM250 70V71H251ZM2 71V73H4ZM15 71V70H14ZM26 71V70H25ZM57 71V70H56ZM72 71H73V69H72ZM71 71V72H72ZM75 71H73V73L75 72ZM106 71V70H105ZM113 71V70H112ZM146 71V70H145ZM213 71H215V70H213ZM256 71V70H255ZM259 71H260V69H259ZM262 71V70H261ZM0 72H1V69H0ZM13 72V71H12ZM20 72V71H19ZM117 72V71H116ZM141 72V71H140ZM189 72V71H188ZM194 72V71H193ZM196 72V71H195ZM202 72V71H201ZM216 72H217V70H216ZM240 73H241V71H239ZM242 72H243V70H242ZM245 72V71H244ZM247 72H249V71H247ZM262 72H264V71H262ZM6 73V72H5ZM26 73V72H25ZM25 73L23 72V74L25 75ZM83 73V72H82ZM81 73V74H82ZM85 73V72H84ZM119 73V72H118ZM117 73V74H118ZM175 73V72H174ZM251 73V72H250ZM20 74V73H19ZM26 74H28V72L26 73ZM42 74H46L45 76L43 75L42 76ZM60 74V73H59ZM69 74V73H68ZM78 75H79V73H77ZM185 74V73H184ZM199 74V73H198ZM213 74V73H212ZM235 74H237V73H235ZM234 74V75H235ZM245 75H246V73H244ZM259 74V73H258ZM1 75V74H0ZM9 74H7V76H8ZM30 75V74H29ZM56 75V76H55ZM73 75V74H72ZM107 75V74H106ZM113 75V74H112ZM143 75V74H142ZM147 75V74H146ZM166 75V74H165ZM164 75V76H165ZM187 75V74H186ZM189 75V74H188ZM262 75V74H261ZM5 77H6V74L4 75ZM4 76H2L3 77V81H6L7 79L9 80V78H11L10 76H9V78H7L6 77V79H4L5 77ZM23 76V75H22ZM32 76V75H31ZM34 76L38 79V77L36 76V75H33V77H28V76H25L26 78L28 77V78H33L34 80L36 79V78H34ZM50 76V77H49ZM56 77L57 78V76H58V79L61 77V76H59V75H57V73L56 74H52V78L53 77ZM68 76V75H67ZM79 76H81V75H79ZM97 76V75H96ZM103 76V75H102ZM116 76V75H115ZM118 76V75H117ZM116 76V77H117ZM144 76V75H143ZM202 76V75H201ZM200 76V77H201ZM243 75H241V77H242ZM20 77H21V75H20ZM19 77V78H20ZM54 77V78H55ZM64 77V76H63ZM63 77H61L62 78V81H63ZM71 77V76H70ZM75 77V76H74ZM101 77V76H100ZM116 77H115V79H116ZM140 77V76H139ZM146 77V76H145ZM149 77V76H148ZM155 77H157V76H155ZM161 77V76H160ZM166 77V76H165ZM193 77V76H192ZM199 77V76H198ZM237 77V76H236ZM240 77V76H239ZM239 77H238V80H239ZM243 77H245V76H243ZM242 77V78H243ZM263 76H261V78H262ZM22 78V77H21ZM60 78V79H61ZM69 78V77H68ZM77 78V77H76ZM80 78V77H79ZM82 78V77H81ZM106 78V77H105ZM126 78V77H125ZM141 78V77H140ZM150 78V77H149ZM159 78V77H158ZM194 78V77H193ZM202 78V77H201ZM214 78H216V77H214ZM242 78H240V79H242ZM247 78V77H246ZM246 78H244V80L246 79ZM250 78V77H249ZM259 78V77H258ZM22 79H24V78H22ZM21 79V80H22ZM36 79V80H37ZM58 79H56L57 81H58ZM119 79V78H118ZM145 79V78H144ZM190 79V78H189ZM212 79V78H211ZM257 79V78H256ZM6 81V88H7V90L6 91H10L11 90V92L12 91H14V92H17L15 95L14 94H11V96H10V93H8V95H7V98H6V94L5 95H3V93H1L3 96V98H4V96H5V98H4V100H3V102H7L6 101V99L7 100H9L8 102H10V104L12 103L11 102V98H15V96H17L18 94H19V92H20V94L21 95H23V96H25L27 93H29V91L31 90V88H33V87H27V86H24L23 85V87L21 86V84H19L18 83V86L20 87H22V88H20V89H23L24 87H26V88H24V90L23 91H21L19 88L18 89H16V91H15V89L14 88H16L17 87V83H16V81L14 80V79H12V80H14L15 81V85H14V82L12 83L10 80L9 81ZM47 82L49 81V80H47V79H45ZM54 80V79H53ZM55 80V81H56ZM76 80V82H78L77 81V79H75ZM85 80V79H84ZM114 80V79H113ZM146 80V79H145ZM163 80V79H162ZM186 80H188V79H186ZM202 80V79H201ZM218 80V79H217ZM232 80V79H231ZM259 80V79H258ZM28 81V80H27ZM31 81V82H30ZM29 82H30V84L33 82L32 81V79L30 80ZM38 81H40V80H38ZM46 81H43V82H39V83H43L44 84V82H46ZM61 81V82H62ZM82 81V80H81ZM141 81V80H140ZM191 81V80H190ZM189 81V82H190ZM197 81V80H196ZM210 81V80H209ZM209 81H208V83H209ZM214 81V80H213ZM230 81V80H229ZM237 81V80H236ZM252 81V80H251ZM262 81V80H261ZM23 83H25L26 84V79H25V81H22ZM53 82V81H52ZM64 82V81H63ZM66 82V81H65ZM115 82H116V80H115ZM148 82V81H147ZM188 82V81H187ZM194 82V81H193ZM199 82H201V81H199ZM207 82V81H206ZM235 82V81H234ZM238 82V81H237ZM257 82V81H256ZM28 83V82H27ZM37 83V82H36ZM49 83H51V82H49ZM79 83H80V81H79ZM83 83V82H82ZM87 83V82H86ZM91 83V82H90ZM89 83V84H90ZM103 83V82H102ZM108 83V82H107ZM142 83V82H141ZM144 83V82H143ZM142 83V84H143ZM158 83V82H157ZM162 83H163V81H162ZM195 83V82H194ZM203 83V82H202ZM202 83H201V85L200 86H202ZM216 83V82H215ZM219 83V82H218ZM225 83H227V82H225ZM231 83V82H230ZM4 84V83H3ZM34 84V83H33ZM53 84H57V83H53ZM78 84V83H77ZM94 84V83H93ZM100 84V83H99ZM113 84H115V83H113ZM149 84V83H148ZM186 84V83H185ZM198 83H196V85H197ZM205 84H207V83H205ZM222 84V83H221ZM235 84V83H234ZM241 84V83H240ZM28 85V84H27ZM38 85V84H37ZM36 85V86H37ZM50 85V84H49ZM58 85H62L61 83L60 84H58ZM92 85V84H91ZM95 85V84H94ZM101 85V84H100ZM192 85V84H191ZM204 85V84H203ZM208 85H210V84H208ZM207 85V86H208ZM236 85V84H235ZM16 86V87H15ZM51 86V85H50ZM74 86V85H73ZM86 86V85H85ZM102 86V85H101ZM116 86V85H115ZM143 86V85H142ZM146 86V85H145ZM186 86V85H185ZM189 86V85H188ZM206 86V87H207ZM224 87L226 86V85H223ZM231 86V85H230ZM229 86V87H230ZM258 86V85H257ZM41 87V86H40ZM55 87V86H54ZM68 87V86H67ZM149 86H147V88H148ZM184 87V86H183ZM182 87V88H183ZM198 86H195V88L196 89H198L197 88ZM209 87V86H208ZM207 87V88H208ZM215 87V86H214ZM221 87V86H220ZM227 87V86H226ZM228 87V88H229ZM232 87V86H231ZM247 87V86H246ZM56 88H57V86H56ZM59 88V87H58ZM69 88H71V87H69ZM89 88V87H88ZM87 88V89H88ZM101 88V87H100ZM115 88H117V87H115ZM205 88V87H204ZM234 88V87H233ZM8 89H10V90H8ZM13 89V90H12ZM28 89H30V90H28ZM46 89V88H45ZM51 89V88H50ZM78 89V88H77ZM80 89V88H79ZM78 89V90H79ZM91 89V88H90ZM97 89V88H96ZM110 89H112V88H110ZM140 89H141V87H140ZM146 89V88H145ZM152 89V88H151ZM188 89V88H187ZM193 89H194V87H193ZM221 89V88H220ZM223 89V88H222ZM225 89V88H224ZM239 89V88H238ZM247 89V88H246ZM246 89H244V90H246ZM252 89H254V88H252ZM252 89H250L251 91H252ZM259 89V88H258ZM19 90V91H18ZM89 90V89H88ZM102 90V89H101ZM144 90V89H143ZM181 90V89H180ZM185 90H186V88H185ZM185 90H183V91H185ZM190 90V89H189ZM209 91H210V88L208 89ZM214 90V89H213ZM234 90H236V89H234ZM260 90V89H259ZM27 91V92H26ZM36 91V90H35ZM61 91V90H60ZM72 91V90H71ZM97 91V90H96ZM100 91V90H99ZM98 91V92H99ZM111 91V90H110ZM113 91V90H112ZM116 91V90H115ZM149 91H150V89H149ZM188 91V90H187ZM193 91V90H192ZM196 91V90H195ZM217 91H219V90H217ZM231 91H233V90H231ZM230 91V92H231ZM26 92V94L24 95V93ZM54 92V91H53ZM63 92H65V91H63ZM67 92V91H66ZM84 92V91H83ZM153 92V91H152ZM181 92V91H180ZM189 92H191V91H189ZM237 92V91H236ZM248 92V91H247ZM13 93V92H12ZM105 93V92H104ZM111 93V92H110ZM144 93V92H143ZM146 93V92H145ZM154 93V92H153ZM206 93V92H205ZM218 93V92H217ZM227 93V92H226ZM232 93V92H231ZM235 93V92H234ZM54 94V93H53ZM57 94V93H56ZM81 94V93H80ZM114 94V93H113ZM112 93H111V95H113ZM117 94V93H116ZM140 94H142V92L140 93ZM182 94V93H181ZM192 94H193V92H192ZM207 94H208V92H207ZM210 94V93H209ZM249 94V93H248ZM254 94V93H253ZM71 95H73V94H71ZM74 95H75V93H74ZM147 95H148V92H147ZM195 95V94H194ZM200 95V94H199ZM217 95V94H216ZM221 95V94H220ZM256 95V94H255ZM10 96V97H9ZM13 96V97H12ZM23 96H22V99H23ZM78 96V95H77ZM81 96V95H80ZM98 96V95H97ZM100 96V95H99ZM102 96V95H101ZM136 96V95H135ZM138 96V95H137ZM145 96V95H144ZM187 96V95H186ZM192 96V95H191ZM196 96V95H195ZM200 96H202V95H200ZM204 96V95H203ZM219 96V95H218ZM222 96V95H221ZM224 96V95H223ZM251 96V95H250ZM1 97V96H0ZM1 97V98H2ZM9 97V98H8ZM21 97V96H20ZM75 97V96H74ZM110 97V96H109ZM119 97V96H118ZM161 97V96H160ZM183 97V96H182ZM199 97V96H198ZM208 97H209V95H208ZM212 97V96H211ZM247 97V96H246ZM253 97H255V96H253ZM258 97H259V95H258ZM115 97H113L112 96V99L113 100H115L114 99ZM133 99L135 98V97H132ZM138 98V97H137ZM136 98V99H137ZM163 98H165V97H163ZM204 98V97H203ZM221 98V97H220ZM225 98H226V96H225ZM224 98V99H225ZM230 98V97H229ZM237 98V97H236ZM243 98V97H242ZM241 98V99H242ZM72 99V98H71ZM111 99V98H110ZM117 99V98H116ZM121 99V98H120ZM142 99V98H141ZM149 99V98H148ZM153 99V98H152ZM185 98H183V100H184ZM187 99V98H186ZM195 99H196V97H195ZM199 99V98H198ZM207 99V98H206ZM244 99V98H243ZM243 99H242V101H243ZM24 100V99H23ZM88 100V99H87ZM130 100V99H129ZM138 100V99H137ZM155 100V99H154ZM188 100V99H187ZM199 100H201V99H199ZM211 100V99H210ZM218 100H219V98H218ZM222 100V99H221ZM234 100V99H233ZM232 100V101H233ZM250 100V99H249ZM256 100V99H255ZM13 101V100H12ZM18 101V100H17ZM55 101V100H54ZM75 101V100H74ZM122 101V100H121ZM123 101H124V99H123ZM139 101V100H138ZM150 101H152L151 99H150ZM157 101H158V99H157ZM164 101V100H163ZM197 101V100H196ZM238 101V100H237ZM245 101V100H244ZM253 101V100H252ZM0 102H1V99H0ZM32 102V101H31ZM87 102V101H86ZM100 102V101H99ZM113 102V101H112ZM144 102V101H143ZM168 102V101H167ZM195 102V101H194ZM227 102V101H226ZM230 102V101H229ZM236 102V101H235ZM255 102V101H254ZM259 102V101H258ZM17 103V102H16ZM114 103V102H113ZM118 103V102H117ZM162 103V102H161ZM183 103V102H182ZM189 103V102H188ZM197 103V102H196ZM221 103H223V102H221ZM234 103V102H233ZM246 103V102H245ZM1 104H3V103H1ZM9 104V105H10ZM53 104H55V103H53ZM111 104V103H110ZM134 104V103H133ZM159 104H160V102H159ZM162 104H164V103H162ZM224 104V103H223ZM227 104V103H226ZM225 104V105H226ZM228 104H230V103H228ZM248 105H249V103H247ZM256 104V103H255ZM258 104V103H257ZM13 105V104H12ZM11 105V106H12ZM78 105V104H77ZM109 105V104H108ZM118 105V104H117ZM124 105V104H123ZM135 105H136V102H135ZM134 105V107H136ZM142 105V104H141ZM166 105V104H165ZM168 105V104H167ZM185 105H186V103H185ZM230 105H233V104H230ZM229 105V106H230ZM239 105V104H238ZM26 106V105H25ZM55 106V105H54ZM62 106V105H61ZM116 106V105H115ZM120 106V105H119ZM145 106V105H144ZM193 106H194V104H193ZM222 106H224V105H222ZM234 106V105H233ZM236 106L237 105H235V107L234 108H236ZM250 106V105H249ZM258 106V105H257ZM16 107V106H15ZM90 107V106H89ZM121 107V106H120ZM126 107V106H125ZM143 107V106H142ZM163 107V106H162ZM166 107V106H165ZM165 107H164V109H165ZM171 107V106H170ZM232 107V106H231ZM245 107H247V106H245ZM260 107H261V105H260ZM2 108V107H1ZM0 108V109H1ZM12 108H13V106H12ZM60 108V107H59ZM88 108V107H87ZM133 108V107H132ZM138 108V107H137ZM144 108V107H143ZM168 108V107H167ZM227 108H228V106H227ZM238 108V107H237ZM248 108V107H247ZM93 109V108H92ZM141 109V108H140ZM146 109V108H145ZM162 109V108H161ZM169 109V108H168ZM193 109H195V108H193ZM255 109V108H254ZM253 109V110H254ZM258 109V108H257ZM91 110V109H90ZM137 110V109H136ZM235 110V109H234ZM238 110V109H237ZM2 111V110H1ZM11 111H15V109L14 110H11ZM109 111V110H108ZM130 111V110H129ZM140 111V110H139ZM249 111V110H248ZM78 112H80V111H78ZM120 112V111H119ZM135 112V111H134ZM146 112V111H145ZM232 112V111H231ZM7 113V114H6ZM5 113V115H7V116H9V117H7V118H10V115H8V112H6ZM12 113V112H11ZM11 113H9V114H11ZM15 113V112H14ZM68 113H70V112H68ZM109 113V112H108ZM117 113V112H116ZM130 113H131V111H130ZM140 113V112H139ZM147 113V112H146ZM150 113V112H149ZM168 113H169V111H168ZM192 113H195V112H192ZM88 114V113H87ZM133 114V113H132ZM136 114V113H135ZM142 114V113H141ZM252 114H254V113H252ZM259 114V113H258ZM1 116H2V114H0ZM14 115V114H13ZM77 115V114H76ZM94 115V114H93ZM122 115V114H121ZM193 115V114H192ZM195 115V114H194ZM194 115H193V117H194ZM239 115V114H238ZM249 115V114H248ZM261 115V114H260ZM11 116H12V114H11ZM15 116V115H14ZM19 116V115H18ZM69 116H71L70 114H69ZM80 116V115H79ZM78 116V117H79ZM114 116V115H113ZM120 116V115H119ZM118 116V117H119ZM127 116V115H126ZM129 116V115H128ZM144 116H145V114H144ZM6 117V116H5ZM4 116L2 117V118H0V264H64V262H62L63 260H62V258L60 259H57L59 256H57V258H56V254H57V251L59 250V249H61L60 247H62L64 244H65V256H66V258L65 259H67L66 261H68V260H70V259H72L73 257H75V256H79L78 257V259L76 258V261H78L79 259H81L80 260V262L78 261V262H76V264H119V261H117V259H119V258H116V256L114 257V253H112V249L113 248H111L110 246H112V245H114L113 243L115 242V240L117 239H115L113 236L111 237V234L109 235V232H110V230H109V228H107L108 227V225L107 224H109V225H111L110 223H112L110 220H112V221H114V219L113 218H111V219H109V221H108V223H106V221L108 220H106V221H102L103 220V217L104 216H102L103 214H105V212L107 211L106 210V205H108L109 204V200L110 199H113V201H114V197H112V196H116L115 194H114V192L115 193H117V195H118V193H119V196H121V194H123V196L125 195V193L126 194H128L127 196L129 197V195H130V197H132L136 202H138L137 204H139V203H143L144 204V202H146L150 197H151V194H150V190L149 189H151V188H149L146 184H145V182L142 180V181H140L139 179L140 178H143L144 176L141 174V173H137V174H139V175H137L136 173H133V174H135V175H132V176H137V178H138V176H141V177H139V179H137V180H139V181H137V180H135V179H133V180H130V181H128L127 179L129 178V175H131V174H129V173H127V174H129L128 175V177H127V179H126V177H124L125 179L124 180H127L126 182H121V180H119V178L121 179L123 176H126L127 174H123V176L122 175H120L119 176V174H117V170H118V172H119V169H120V171H121V165H120V168H117L116 166H115V168H117V170L115 171V170H112V172L111 173H115V175L117 174L118 176H119V178L117 179V180H119V181H116L115 180V178H113L114 179V181H113V179L111 180V178L113 177L112 176V174H111V178H110V180H111V184H112V182L114 183L115 181V183L112 185V186H110V187H108L109 186V184L108 185H106V187H108V188H106L105 189V187H104V191H100V193L98 192V194L96 193L95 194V196H89V194H87L86 193V195L87 196H84L85 195V193L83 192V191H81L82 193H84V195H82V194H80V195H82V196H76L77 197V199H73V198H68L66 195H64V187H61L62 185L63 186H68V184H67V182L65 183V180H64V178H63V180H64V183L65 184H67V185H65V184H60V186L58 185V184H54L53 183V178L50 180V176H51V174H52V172H53V170L52 169H50V166H49V164L47 163V159L49 158V156L47 157V159H45V158H42V156L44 155L45 156V154L43 153L44 151H43V140L44 139H47V136H45V133L44 132H46V130L43 132L42 130H44L45 128H47L46 126H44L45 128L44 129H42V128H40L39 129V127H42L43 126V124H41V126H39V127H35V125H34V121H31L30 123H32L33 124V126H29L30 127V137H28V140H29V138H30V140L29 141H27V142H30V143H28V144H30L28 147L29 148H27V146L25 145V142H24V140L26 141V139H27V137H24L23 135H25V134H23L22 132H21V130L19 131L18 129L20 128V127H18L19 125H14L13 123H11L12 121H10L9 123L10 124H7L8 123V121H9V119H8V121L6 122V121H4V120H2V119H6L7 120V118H5ZM62 117V116H61ZM116 117V116H115ZM114 117V118H115ZM133 117V116H132ZM135 117V116H134ZM141 117V116H140ZM170 117V116H169ZM176 117V116H175ZM184 117V116H183ZM191 117V116H190ZM246 117V116H245ZM249 117V116H248ZM247 117V118H248ZM251 117H253V115L251 116ZM18 118V117H17ZM20 118V117H19ZM18 118V119H19ZM60 118V117H59ZM96 118V117H95ZM120 118H121V116H120ZM136 118V117H135ZM134 118V119H135ZM152 118V117H151ZM255 118V117H254ZM263 118V117H262ZM12 119V118H11ZM14 119H16V117L14 118ZM17 119V120H18ZM71 119V118H70ZM118 119V118H117ZM116 119V120H117ZM131 119V118H130ZM139 119V118H138ZM173 119V118H172ZM171 119V120H172ZM237 119V118H236ZM235 119V120H236ZM261 119V118H260ZM20 120V119H19ZM30 120H32V118L30 119ZM68 120V119H67ZM76 120V119H75ZM89 120V119H88ZM126 120V119H125ZM132 120V119H131ZM146 120V119H145ZM184 120V119H183ZM190 120V119H189ZM264 120V119H263ZM16 121V120H15ZM54 121V120H53ZM71 122H72V120H70ZM84 121V120H83ZM139 121H142V120H139ZM152 121V120H151ZM165 121V120H164ZM168 121H170V120H168ZM168 121H167V123H168ZM179 121V120H178ZM191 121V120H190ZM194 121H196V120H194ZM237 121V120H236ZM244 121V120H243ZM248 121V120H247ZM250 121V120H249ZM39 122V121H38ZM37 122V123H38ZM60 122V121H59ZM75 122V121H74ZM79 122V121H78ZM85 122V121H84ZM129 122V121H128ZM145 122H147V121H145ZM197 122V121H196ZM253 122V121H252ZM256 122V121H255ZM6 123V124H5ZM36 123V121H35V124H37ZM41 123V122H40ZM65 123V122H64ZM81 123V122H80ZM79 123V124H80ZM124 123H126V121L124 122ZM133 123V122H132ZM142 123V122H141ZM148 123V122H147ZM154 123V122H153ZM175 123H176V121H175ZM182 123V122H181ZM241 123V122H240ZM244 123V122H243ZM11 124H13V125H11ZM53 125H54V123H52ZM56 124V123H55ZM78 124V125H79ZM88 124H90V123H88ZM128 124V123H127ZM149 124H150V122H149ZM148 124V125H149ZM253 124H255V123H253ZM258 124H260V123H258ZM11 125V126H10ZM45 125V124H44ZM120 125V124H119ZM122 125V124H121ZM125 125V124H124ZM134 125V124H133ZM136 125V124H135ZM139 125H141V124H139ZM151 125V124H150ZM158 125V124H157ZM184 125V124H183ZM182 125V126H183ZM186 125V124H185ZM188 125H190V124H188ZM195 125V124H194ZM264 125V124H263ZM10 126V127H9ZM14 126V127H13ZM55 126V125H54ZM117 126V125H116ZM123 126V125H122ZM128 126H129V124H128ZM131 126H132V124H131ZM142 126V125H141ZM16 127V128H15ZM35 127V128H34ZM53 127V126H52ZM121 127V126H120ZM136 127V126H135ZM144 127H145V124H144ZM143 127V128H144ZM147 127V126H146ZM150 127V126H149ZM157 127V126H156ZM161 127V126H160ZM188 127V126H187ZM190 127H191V125H190ZM12 128H14V129H12ZM27 128V127H26ZM32 128V129H31ZM68 128H70V127H68ZM81 128V127H80ZM256 128V127H255ZM42 129V130H41ZM55 129V128H54ZM87 129V128H86ZM119 129V128H118ZM138 129V128H137ZM140 129V128H139ZM160 129H162V128H160ZM177 129V128H176ZM181 129V128H180ZM49 130V129H48ZM47 130V131H48ZM61 130V129H60ZM68 130V129H67ZM112 130V129H111ZM146 130V129H145ZM153 130H154V128H153ZM183 130V129H182ZM191 130V129H190ZM16 133H18V134H15V132ZM26 131V130H25ZM71 131V130H70ZM96 131V130H95ZM137 131V130H136ZM184 131V130H183ZM182 131V132H183ZM188 131V130H187ZM28 132V131H27ZM58 132V131H57ZM85 132V131H84ZM146 132H148V131H146ZM160 132V131H159ZM47 133V132H46ZM77 133V132H76ZM154 133V132H153ZM152 133V134H153ZM186 133V132H185ZM184 133V134H185ZM13 134V135H12ZM20 134H22V135H20ZM28 134V133H27ZM114 134V133H113ZM151 134V135H152ZM161 134V133H160ZM187 134V133H186ZM12 135V136H11ZM16 137H19V138H16ZM18 135V136H17ZM47 135H49V133L47 134ZM98 135V134H97ZM106 135V134H105ZM170 135H171V133H170ZM67 136V135H66ZM84 136V135H83ZM96 136V135H95ZM99 136V135H98ZM123 136V135H122ZM155 136H156V133H155ZM179 136H181V135H179ZM184 136V135H183ZM189 136V135H188ZM187 136V137H188ZM15 137V138H14ZM49 137V136H48ZM76 137V136H75ZM89 137V136H88ZM114 137H115V134H114ZM150 137V136H149ZM158 137H160V136H158ZM25 138V139H24ZM54 138H55V136H54ZM71 138V137H70ZM117 138V137H116ZM119 138V137H118ZM126 138V137H125ZM147 138V137H146ZM180 138V137H179ZM67 139V138H66ZM123 139V138H122ZM127 139V138H126ZM137 139V138H136ZM156 139V138H155ZM173 139V138H172ZM184 139H187V138H184ZM193 139V138H192ZM63 140V139H62ZM88 140V139H87ZM99 140V139H98ZM105 140V139H104ZM106 140H108L109 141V139H106ZM119 140V139H118ZM157 141L158 140H160V139H156ZM182 140V139H181ZM196 140V139H195ZM58 141V140H57ZM81 141H82V139H81ZM86 141V140H85ZM101 141V140H100ZM115 141V140H114ZM134 141V140H133ZM144 141V140H143ZM186 141V140H185ZM191 141V140H190ZM197 141V140H196ZM45 142H46V140H45ZM44 142V143H45ZM119 142V141H118ZM151 142V141H150ZM154 142V141H153ZM184 142V141H183ZM57 143V142H56ZM75 143V142H74ZM80 143V142H79ZM87 143V142H86ZM91 143V142H90ZM101 143V142H100ZM116 143V142H115ZM146 143H148V142H146ZM145 143V144H146ZM170 143V142H169ZM172 143V142H171ZM179 143H181V141L179 142ZM188 143H189V141H188ZM47 144V143H46ZM97 144H99V143H97ZM127 144V143H126ZM135 144V143H134ZM140 144V143H139ZM155 144V143H154ZM159 144V143H158ZM184 144V143H183ZM191 144V143H190ZM189 144V145H190ZM192 144H194V142H193V140H192ZM197 144V143H196ZM74 145V144H73ZM77 145V144H76ZM87 145V144H86ZM102 145V144H101ZM114 145V144H113ZM123 145V144H122ZM129 145H130V143H129ZM131 145H133V144H131ZM138 145V144H137ZM151 145V144H150ZM156 145V144H155ZM155 145H153V146H155ZM34 146V147H33ZM78 146V145H77ZM104 146V145H103ZM119 146V145H118ZM120 146H121V143H120ZM119 146V147H120ZM143 146V145H142ZM152 146V145H151ZM162 146V145H161ZM180 146V145H179ZM192 146V145H191ZM54 147V146H53ZM111 147H112V145H111ZM129 147V146H128ZM145 147H146V145H145ZM170 147H171V145H170ZM169 147V148H170ZM189 147V146H188ZM45 148V147H44ZM68 148V147H67ZM74 148H76V147H74ZM104 148V147H103ZM133 148V147H132ZM135 148V147H134ZM137 148V147H136ZM144 148V147H143ZM142 148V149H143ZM150 148V147H149ZM209 148V147H208ZM212 148V147H211ZM31 149V151H33V150H37V153H38V155L40 154V156H36V158L34 157V158H32V156H30L29 155V150ZM47 149H48V147H47ZM78 149V148H77ZM94 149V148H93ZM99 149V148H98ZM101 149V148H100ZM124 149H125V147H124ZM127 149V148H126ZM129 149V148H128ZM151 149L152 148H150V151H151ZM168 149V148H167ZM179 149V148H178ZM181 149V148H180ZM185 149H186V147H185ZM191 149V148H190ZM194 149V148H193ZM80 150V149H79ZM96 150V149H95ZM130 150H131V148H130ZM139 150V149H138ZM141 150V149H140ZM144 150V149H143ZM198 150V149H197ZM29 151V152H28ZM142 151V150H141ZM145 151V150H144ZM187 151H189V149L187 150ZM213 151V150H212ZM47 152V151H46ZM71 152V151H70ZM105 152V151H104ZM135 152H136V150H135ZM149 152V151H148ZM147 152V153H148ZM157 152V151H156ZM186 152V151H185ZM191 152H192V150H191ZM193 152H195V151H193ZM32 152H30V154H31ZM34 153V152H33ZM36 153V154H37ZM43 153V154H42ZM67 153V152H66ZM72 153H74V152H72ZM78 153V152H77ZM120 153V152H119ZM140 152H138V154H139ZM143 153V152H142ZM153 153H155V152H153ZM158 153V152H157ZM180 153H181V151H180ZM183 153V152H182ZM63 154V153H62ZM65 154V153H64ZM79 154V153H78ZM134 154V153H133ZM150 154V153H149ZM193 154V153H192ZM121 155V154H120ZM137 155V154H136ZM143 155H145L144 153H143ZM151 155V154H150ZM155 155V154H154ZM183 155V154H182ZM35 156V155H34ZM52 156V155H51ZM62 156V155H61ZM66 156V155H65ZM68 156V155H67ZM103 156V155H102ZM128 156H130V155H128ZM141 156V155H140ZM148 156V155H147ZM157 156V155H156ZM186 156V155H185ZM72 157V156H71ZM75 157V156H74ZM120 157V156H119ZM133 157V156H132ZM131 157V158H132ZM155 157V156H154ZM58 158V157H57ZM64 158V157H63ZM62 158V159H63ZM95 158V157H94ZM107 158V157H106ZM123 159L125 158V157H122ZM136 158V157H135ZM134 158V159H135ZM138 158H139V156H138ZM144 158H146V157H144ZM189 158V157H188ZM125 159H127V158H125ZM129 159H130V157H129ZM141 159V158H140ZM140 159H139V161H140ZM147 159H149V158H147ZM151 159H152V156H151ZM59 160V159H58ZM61 160V159H60ZM138 160V159H137ZM136 160V161H137ZM144 160V159H143ZM143 160H141V161H143ZM109 161V160H108ZM115 161V160H114ZM129 161H131V159L129 160ZM135 161V160H134ZM134 162L133 163V165L136 163H138L139 161H137V162ZM140 161V162H141ZM145 161V160H144ZM146 161H149V160H146ZM151 161V160H150ZM156 161V160H155ZM59 162V161H58ZM65 162H67V161H65ZM132 162V161H131ZM139 162V163H140ZM157 162V161H156ZM44 163H47L48 165H44ZM61 164L59 165V166H61L62 165V163H63V161L62 162H60ZM86 163V162H85ZM106 163V162H105ZM108 163V162H107ZM112 163V162H111ZM111 163H110V167H111ZM122 163V162H121ZM120 163V164H121ZM127 163H128V161H127ZM147 163H149V162H147ZM56 164V163H55ZM65 164V163H64ZM80 164V163H79ZM83 164V163H82ZM87 164H88V162H87ZM92 164V163H91ZM101 164H103L102 162H101ZM113 164V163H112ZM132 164V163H131ZM135 164V165H136ZM188 164V163H187ZM198 164V163H197ZM67 165V164H66ZM90 165V164H89ZM93 165V164H92ZM99 165V164H98ZM116 165V164H115ZM119 165V164H118ZM130 164H127V167L129 166ZM134 165V166H135ZM142 165H144V163L142 164ZM57 166V165H56ZM65 166V165H64ZM64 166H62V167H64ZM103 166H105V165H103ZM132 166V165H131ZM134 166L133 167H131L130 168V170L132 169L133 170V168H134ZM137 166H139L138 164H137ZM136 166V167H137ZM180 166V165H179ZM189 166V165H188ZM192 166V165H191ZM194 166V165H193ZM202 166V165H201ZM53 167V166H52ZM58 167V166H57ZM80 167H82V166H80ZM127 167H125L127 170L129 169V168H127ZM135 167V168H136ZM142 167V166H141ZM145 167V166H144ZM59 168V167H58ZM82 168H84V166L82 167ZM86 168V167H85ZM106 168H107V166H106ZM124 168V167H123ZM139 168V167H138ZM189 167H187V169H188ZM202 168V167H201ZM55 169V168H54ZM57 169V168H56ZM95 170H96V168H94ZM108 169H109V167H108ZM111 169V168H110ZM141 169V168H140ZM186 169V170H187ZM199 169V168H198ZM212 169V168H211ZM58 170V169H57ZM61 170H62V168H61ZM64 171H65V169H63ZM62 170V171H63ZM67 170H69V168L67 169ZM95 170H94V173H95ZM98 170V169H97ZM104 170L105 171H103L104 173H110V171H107V169H105V167H104ZM146 170V169H145ZM60 171V170H59ZM84 171V170H83ZM99 171V170H98ZM97 171V172H98ZM101 171H102V169H101ZM107 171V172H106ZM115 171V172H114ZM126 171V170H125ZM61 172V171H60ZM100 172V171H99ZM127 172V171H126ZM142 172V171H141ZM145 172V171H144ZM184 172V171H183ZM194 172H195V170H194ZM55 173V172H54ZM58 173V172H57ZM57 173H55L54 175H59V174H57ZM87 173V172H86ZM92 173V172H91ZM187 173V172H186ZM237 173V172H236ZM61 174H63V172L61 173ZM65 175H66V172L64 173ZM80 174V173H79ZM82 174V173H81ZM101 174H103L102 172H101ZM105 174V175H106ZM121 174V173H120ZM196 174V173H195ZM54 175H52V177L54 176ZM104 175V176H105ZM110 175V174H109ZM114 175V176H115ZM178 175V174H177ZM183 175V174H182ZM194 175V174H193ZM64 176V175H63ZM62 176V177H63ZM92 176V175H91ZM95 176V175H94ZM96 176H102V175H100L99 173L97 174L96 173ZM95 176V177H96ZM132 176H131V178H132ZM248 176V175H247ZM59 178L61 177L60 175L58 176ZM62 177H61V180H62ZM69 177V176H68ZM95 177H94V179H95ZM110 177V176H109ZM109 177H108V180H109ZM146 177V176H145ZM144 177V178H145ZM187 177V176H186ZM222 177H224V176H222ZM229 177V176H228ZM250 177V176H249ZM252 177H254V176H252ZM56 178V177H55ZM58 178V179H59ZM76 178V177H75ZM92 178V177H91ZM98 178V177H97ZM96 178V180H100L101 182H102V180L104 181V178L103 177H100V179H97ZM195 178V177H194ZM245 178V177H244ZM248 178V177H247ZM262 178V177H261ZM94 179H92V180H94ZM123 179V178H122ZM130 179V178H129ZM223 179V178H222ZM234 179H236V178H234ZM69 180V179H68ZM107 180V179H106ZM105 180V181H106ZM145 180H146V178H145ZM190 180V179H189ZM220 180V179H219ZM258 180V179H257ZM260 180V179H259ZM150 181V180H149ZM161 181V180H160ZM177 181V180H176ZM175 181V182H176ZM197 181V180H196ZM244 181H245V179H244ZM63 182V181H62ZM92 182V181H91ZM91 182H90V184L89 185H91ZM95 182H97V181H95ZM167 182V181H166ZM191 182H192V180H191ZM193 182H194V180H193ZM192 182V183H193ZM221 183H222V181H220ZM232 182V181H231ZM230 182V183H231ZM239 182V181H238ZM72 183V182H71ZM75 183V182H74ZM82 183V182H81ZM98 183V182H97ZM97 183H96V186H97ZM168 183V182H167ZM220 183V184H221ZM226 183V182H225ZM228 183V182H227ZM226 183V184H227ZM236 183V182H235ZM244 183V182H243ZM246 183V182H245ZM70 184V183H69ZM122 184H125L124 185V187H126V188H122ZM150 184V183H149ZM157 184V183H156ZM176 184H178V183H176ZM188 184V183H187ZM195 184V183H194ZM224 184V183H223ZM234 184V183H233ZM247 184V183H246ZM258 184V183H257ZM77 185V184H76ZM83 185H84V183H83ZM83 185H81V184H78V186L76 187V189H85L86 187H88V186H86V185H88V183L85 185V186H83ZM127 185V186H126ZM165 185H168V184H165ZM173 185V184H172ZM190 185V184H189ZM244 185V184H243ZM255 185V184H254ZM92 186V185H91ZM90 186V187H91ZM105 186V185H104ZM173 186H175V185H173ZM192 186V185H191ZM242 186V185H241ZM89 187V188H90ZM165 187V186H164ZM184 187V186H183ZM188 187V186H187ZM195 187V186H194ZM222 187H224L223 185H222ZM221 187V188H222ZM240 187V186H239ZM89 188L87 189V190H89ZM120 188H121V190H120ZM153 188V187H152ZM185 188V187H184ZM227 188V187H226ZM91 189V188H90ZM95 189H96V187H95ZM103 189V188H102ZM178 189V188H177ZM189 189V188H188ZM238 189V188H237ZM251 189V188H250ZM253 189V188H252ZM258 189V188H257ZM80 190H78V191H80ZM192 190V189H191ZM231 190V189H230ZM84 191H86V190H84ZM91 191V190H90ZM117 191H120V192H117ZM221 191V190H220ZM239 191V190H238ZM89 192V191H88ZM91 192H93V191H91ZM151 192H152V190H151ZM157 192V191H156ZM173 192V191H172ZM183 192V191H182ZM186 192V191H185ZM236 192V191H235ZM257 192H258V190H257ZM256 192V193H257ZM74 193V192H73ZM76 193H79V192H77V190H76ZM221 193V192H220ZM238 193V192H237ZM260 193V195L262 196V194H261V192H259ZM67 194V193H66ZM71 194V193H70ZM94 193H92V195H93ZM188 194V193H187ZM191 194V193H190ZM234 194V193H233ZM254 194V193H253ZM73 195H75V193L73 194ZM91 195V194H90ZM179 195V194H178ZM242 195V194H241ZM264 195V194H263ZM69 197H70V195H68ZM118 196V199L120 198ZM126 196V195H125ZM231 196V195H230ZM254 196H255V194H254ZM71 197H73V196H71ZM75 197V198H76ZM217 197V196H216ZM256 197V196H255ZM116 198H117V196H116ZM132 198H130L131 200H132ZM173 198V197H172ZM212 198V197H211ZM214 198V197H213ZM212 198V199H213ZM222 198L223 197H221V200H222ZM257 198V197H256ZM69 199V200H68ZM122 199V198H121ZM217 199V198H216ZM219 199H220V195H219ZM128 200V199H127ZM169 200V199H168ZM178 200H181V199H178ZM187 200V199H186ZM243 200V199H242ZM263 200V199H262ZM109 201V202H108ZM113 201H111V202H113ZM133 201V200H132ZM170 201V200H169ZM181 201H183V200H181ZM180 201V202H181ZM214 201H216V200H214ZM217 201H219V200H217ZM216 201V202H217ZM223 201V200H222ZM231 201V200H230ZM241 201V200H240ZM110 202V203H111ZM178 202V201H177ZM108 203V204H107ZM224 203V202H223ZM226 203V202H225ZM242 203H245L244 201L242 202ZM261 203V202H260ZM172 204H173V202H172ZM183 203H181V205H182ZM217 204H218V202H217ZM248 204V203H247ZM246 204V205H247ZM250 204V203H249ZM255 204V203H254ZM109 205H111V204H109ZM108 205V206H109ZM129 205V204H128ZM127 205V206H128ZM221 205V204H220ZM219 205V206H220ZM222 205H224V204H222ZM241 205V204H240ZM244 206H246L245 204H243ZM262 205H264V204H262ZM147 206V205H146ZM171 206V205H170ZM226 206H227V204H226ZM233 206V205H232ZM252 206V203H251V205H250V207ZM255 206H257V204L255 205ZM131 207V206H130ZM148 207V206H147ZM182 207V206H181ZM248 207V206H247ZM247 207H246V209H247ZM258 207V206H257ZM109 207H107V209H108ZM158 208V207H157ZM174 208V207H173ZM217 208V207H216ZM225 208H227V207H225ZM224 208V209H225ZM241 208V207H240ZM256 208V207H255ZM113 209V208H112ZM181 209V208H180ZM221 209V208H220ZM228 209H230V208H228ZM232 209V208H231ZM234 209V208H233ZM237 209V208H236ZM251 210L253 209V207L252 208H250ZM106 210V211H105ZM139 210V209H138ZM218 210V209H217ZM118 211V210H117ZM135 211V210H134ZM144 211V210H143ZM183 211V210H182ZM220 211V210H219ZM230 211V210H229ZM239 211V210H238ZM246 211V210H245ZM253 211V210H252ZM251 211V212H252ZM109 212V211H108ZM107 212V213H108ZM112 212V211H111ZM122 212V211H121ZM128 212H129V210H128ZM177 212V211H176ZM216 212V211H215ZM215 212H213V213H215ZM221 212H223V209H222V211ZM221 212H220V215L219 216H222L221 215ZM240 212V211H239ZM256 212V211H255ZM120 213V212H119ZM130 213V212H129ZM217 213V212H216ZM215 213V215L217 216V214ZM225 213V212H224ZM227 213H230V212H227ZM236 213V212H235ZM245 213V212H244ZM110 213H108L107 215L108 216H112V214H110ZM118 214V213H117ZM124 214V213H123ZM127 214V213H126ZM142 214V213H141ZM141 214H139V215H141ZM232 214H234V213H231V216L230 217H232ZM238 214V213H237ZM247 214V213H246ZM263 214V213H262ZM116 215V214H115ZM115 215H113L114 217H116L117 218V216H115ZM214 215V216H215ZM224 215V214H223ZM239 215V214H238ZM244 215V214H243ZM242 215V216H243ZM251 215V214H250ZM252 215H253V213H252ZM255 215V214H254ZM107 216V217H108ZM137 216V215H136ZM215 216V217H216ZM227 216V215H226ZM225 216V217H226ZM256 216V215H255ZM263 216V215H262ZM106 216H105V219L107 218ZM131 217V216H130ZM134 217H135V215H134ZM140 217V216H139ZM240 217V216H239ZM239 217H237V218H239ZM257 217V216H256ZM255 217V218H256ZM261 217V214H260V216H259V218ZM210 218L212 219V217L210 216ZM209 218V219H210ZM214 218V217H213ZM222 217H220V219H218L219 220V222H221V223H223L222 222V220L224 221V219L222 218ZM254 218V217H253ZM128 219V218H127ZM135 219H137V218H135ZM215 219V218H214ZM228 219H230V218H228ZM242 219H244V218H242ZM242 219H238L239 221H240V223L243 225V223H244V221L245 220H243V222H241V220ZM261 219H263V218H261ZM116 220V219H115ZM119 220V219H118ZM166 220H168V219H166ZM236 220V219H235ZM237 220V221H238ZM137 221V220H136ZM209 221V220H208ZM234 221V220H233ZM237 221H236V224H237ZM238 221V222H239ZM120 222H122V221H120ZM248 222V221H247ZM246 222V223H247ZM227 223V222H226ZM230 223V222H229ZM231 223H232V221H231ZM230 223V224H231ZM235 223V222H234ZM240 223H238V225L240 224ZM246 223H244V228H246L247 229V225H249L248 223L246 224ZM254 223V222H253ZM252 223V224H253ZM116 224V223H115ZM225 224V223H224ZM67 227H66V226ZM119 225V224H118ZM118 225H116V226H118ZM227 225H228V223H227ZM234 225V224H233ZM241 225V226H242ZM246 225V226H245ZM257 225H259L258 223H257ZM62 226L63 227H65V229H63V230H65V231H67V229L68 228H70V231L69 232H67L66 234H63L62 233V231H61V229L60 228H62ZM69 226V227H68ZM116 226H115V228H116ZM218 226V225H217ZM224 226V225H223ZM234 226H236V225H234ZM240 226V225H239ZM111 227H112V225L110 226V229H111ZM222 227V226H221ZM226 227V226H225ZM113 228V227H112ZM153 228V227H152ZM222 228H224V227H222ZM227 228V227H226ZM241 228V227H240ZM248 228L249 229H247L248 231H250V232H248V234L250 233V235H249V239H248V241L247 242H249V240H250V242H252L253 244H255L256 246H257V244H259L260 242H259V240H257V236L259 235V234H257L256 233V236L254 237V236H252L251 238H250V236L251 235H253V231H254V229H253V231H252V229L250 228V226H248ZM60 229V230H59ZM219 229V228H218ZM237 229H239V228H237ZM237 229H234L233 230V226H232V229L231 230H233L234 232L233 233H235V234H232L231 232V234H232V236L231 235H228V236H231V238L230 239H232V238H234V235L237 237V235H238V233H236L235 232V230L237 231ZM243 229V228H242ZM242 229H239V230H242ZM55 230V231H54ZM59 230V231H58ZM112 230V229H111ZM223 230V229H222ZM229 230H230V226H229ZM229 230H228V232H229ZM237 231V232H240V231ZM247 230H245L246 232H247ZM173 231V230H172ZM243 231V233H244V230H242ZM51 232H57L58 233V237H61V239L64 241V243H63V245L62 244H60V245H62V246H60V247H58L59 249H57L56 250V248H55V250H56V254L54 253V254H52V253H50V247L48 248L47 247V243L48 242H46V241H48V239L46 240V238L47 237H49L50 236V234H51ZM62 233V234H59V233ZM112 232V231H111ZM165 232V231H164ZM181 232V231H180ZM218 232V231H217ZM225 232H227V231H225ZM117 233V232H116ZM153 233H155V232H153ZM162 233H163V231H162ZM167 233V232H166ZM173 233V232H172ZM242 233V232H241ZM239 234V235H242V234ZM114 234H115V231H114ZM114 234H112V235H114ZM119 234V233H118ZM179 234V233H178ZM220 234V233H219ZM229 234V233H228ZM55 235H57V234H55ZM116 235V234H115ZM177 235V234H176ZM221 235V234H220ZM224 235V234H223ZM243 235H245V233L243 234ZM254 235H255V233H254ZM110 236V237H109ZM169 236V235H168ZM182 236V235H181ZM116 237V236H115ZM177 237H178V235H177ZM200 237V236H199ZM219 237V236H218ZM51 238H53V237H51ZM110 238L111 239H113L114 240V242L113 241H111L110 240ZM192 238V237H191ZM205 238V237H204ZM238 238V237H237ZM242 238H244V237H242ZM247 238H248V236H247ZM256 238V240L257 241H254V239ZM50 239V238H49ZM55 239V238H54ZM57 239V238H56ZM60 238H59V243H60V240H61ZM179 239V238H178ZM214 239V238H213ZM51 240V239H50ZM49 240V241H50ZM58 240V239H57ZM61 240V241H62ZM182 240V239H181ZM193 240V239H192ZM209 240V239H208ZM215 240V239H214ZM222 240V239H221ZM228 240V239H227ZM234 240H235V238H234ZM236 240H238V239H236ZM240 240H241V238H240ZM243 240V239H242ZM54 241V240H53ZM110 241H111V243H112V245H111V243H110ZM190 241V240H189ZM188 241V242H189ZM195 241V240H194ZM193 241V242H194ZM203 241V240H202ZM218 241V240H217ZM223 241V240H222ZM56 242V241H55ZM125 242V241H124ZM158 242H160V241H158ZM182 242V241H181ZM187 242V243H188ZM192 242V243H193ZM206 242V241H205ZM208 242V241H207ZM210 242H213V241H210ZM216 242V241H215ZM232 242H233V240H232ZM236 243H237V241H235ZM245 241H243V243H244ZM258 242V243H257ZM49 243H51V242H49ZM54 243V242H53ZM119 243V242H118ZM200 243V242H199ZM230 243V242H229ZM252 243H248V245H249V247H250V245L252 244ZM58 244V243H57ZM117 244V243H116ZM183 244V243H182ZM186 244V243H185ZM197 244V243H196ZM206 244V243H205ZM225 244V243H224ZM239 244V241H238V243L237 244H235V246L234 245H232V248L234 249V251L236 250V252H237V249H238V247H236V245H238ZM240 244H241V241H240ZM239 244V245H240ZM247 244V243H246ZM252 244V245H253ZM50 245H52V243L50 244ZM173 245V244H172ZM175 245V244H174ZM187 245V244H186ZM195 245V244H194ZM203 245H204V243H203ZM216 245V244H215ZM218 245V244H217ZM216 245V246H217ZM238 245V246H239ZM242 245H244V244H242ZM242 245H240V246H242ZM254 245V246H255ZM59 246V245H58ZM121 246V245H120ZM181 246V245H180ZM207 246V245H206ZM205 246V247H206ZM213 246H214V244H213ZM215 246V247H216ZM220 246V245H219ZM236 248H234V247ZM246 246V245H245ZM255 246V247H256ZM259 246H260V244H259ZM258 246V247H259ZM54 247V246H53ZM64 247V246H63ZM62 247V248H63ZM187 247V246H186ZM223 247H225V246H223ZM227 247V246H226ZM251 247H253V246H251ZM52 248V247H51ZM134 248V247H133ZM176 248H178V247H176ZM181 248V247H180ZM211 248V246H209V249ZM214 248V247H213ZM229 248H231V246L229 247ZM231 248V249H232ZM240 248V247H239ZM254 248V247H253ZM257 248V247H256ZM255 248V249H256ZM260 248V247H259ZM117 249V248H116ZM121 249V248H120ZM51 250H53V249H51ZM54 250V251H55ZM123 250V249H122ZM135 250V249H134ZM133 250V251H134ZM175 250V249H174ZM180 250V249H179ZM189 250V249H188ZM203 250H206V248L204 249L203 248ZM210 250H212L213 251V249H210ZM210 250H208L209 251V254H210ZM215 251H217L216 249H214ZM228 250V249H227ZM226 250V251H227ZM240 250H242V249H240ZM261 250H263V249H261ZM63 251V252H64ZM119 251V250H118ZM136 251V250H135ZM168 251V250H167ZM202 251V250H201ZM207 250H206V252H208ZM214 251V252H215ZM220 251H221V249H220ZM249 251V250H248ZM52 252V251H51ZM58 252H61V250L60 251H58ZM121 252V251H120ZM123 252H124V250H123ZM178 252V251H177ZM205 252V251H204ZM203 252V253H204ZM213 252V253H214ZM62 253V252H61ZM117 253H119V252H117ZM122 253V252H121ZM120 253V254H121ZM126 253L127 252H125V254H124V256L123 257H129V256H127L126 255ZM181 253V252H180ZM189 253V252H188ZM196 253V252H195ZM221 253L223 254H221L222 255V257L223 258H226L228 261H226V259H225V261L226 262H230L231 264H239L240 262H237V261H239L238 260V258L236 259V261L234 262V260H231V257H232V255L230 256V254H233V253H225V254H227V255H224V252H222L221 251ZM239 253V252H238ZM248 253V252H247ZM260 253V252H259ZM128 254V253H127ZM134 254V253H133ZM137 254H138V252H137ZM199 254V253H198ZM208 254V253H207ZM207 254H205L203 257L204 258H209L210 257V255H208L207 257H205ZM215 254H216V257H215V259L217 258V257H220V255L218 254V253H216L215 252ZM215 254H214V256H215ZM218 254V255H217ZM264 254V253H263ZM57 255H60V254H57ZM126 255V256H125ZM145 255V254H144ZM201 255H202V252H201ZM236 255V254H235ZM118 256V255H117ZM121 256V255H120ZM136 256V255H135ZM134 256V257H135ZM183 256V255H182ZM62 257V256H61ZM131 257V256H130ZM134 257H132V259H134V263L136 264V262L138 261V259H136V258H134ZM143 257V256H142ZM179 257H180V255H179ZM202 257V256H201ZM202 257V258H203ZM262 257V256H261ZM116 258V259H115ZM203 258V259H204ZM212 260H213V258L212 257H210ZM209 258V259H210ZM148 259H149V257H148ZM189 259V258H188ZM195 259H196V257H195ZM203 259H201V260H203ZM206 259H204L203 261H201V263L202 262H204V261H206ZM209 259H207V261H206V264L207 263H209V264H212V263H210V260ZM234 259V258H233ZM120 260H122V257H121V259ZM124 260V259H123ZM122 260V261H123ZM147 260V259H146ZM157 260V259H156ZM172 260V259H171ZM187 260V259H186ZM211 260V261H212ZM218 260H220L219 262H218ZM218 260H216V262H218V263H216V264H220V263H224L223 261H224V259H223V261H222V259H219L218 258ZM126 261H128L129 262V258H127V260H126V258H125V261L124 262H122V263H124L125 264V262ZM131 262V264H132V262H133V260H130ZM165 261V260H164ZM241 261V260H240ZM118 262V263H117ZM121 262V261H120ZM128 262H126V263H128ZM176 262V261H175ZM178 262V261H177ZM213 262V261H212ZM225 262V263H226ZM122 263H120V264H122ZM129 263V264H130ZM138 263H139V261H138ZM137 263V264H138ZM141 263V262H140ZM214 263V262H213ZM73 264H75V263H73ZM204 264V263H203ZM229 264V263H228ZM240 264H242V263H240Z\"/></svg>",
  "mask_w": 264,
  "mask_h": 264
}]
</instances>
